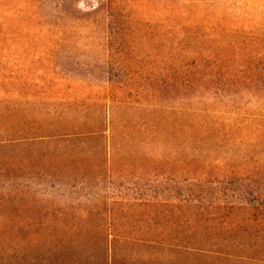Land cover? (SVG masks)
I'll return each instance as SVG.
<instances>
[{"label": "rangeland", "instance_id": "rangeland-1", "mask_svg": "<svg viewBox=\"0 0 264 264\" xmlns=\"http://www.w3.org/2000/svg\"><path fill=\"white\" fill-rule=\"evenodd\" d=\"M124 1L141 29L125 35L126 60L111 82L103 66L71 65L67 55L82 52H65L69 45L36 73L47 50L23 45L26 35L0 48V264H259L264 226L241 208L264 202V160L239 158L220 134L197 144L187 127L200 114L190 104L233 118L254 100L231 90L206 99L165 60L154 63L168 48L167 35L152 39V22L167 14L153 0ZM21 4L0 0V18L11 21L6 10ZM218 7L232 11L226 26L264 31V0ZM44 113L61 125L41 121Z\"/></svg>", "mask_w": 264, "mask_h": 264}, {"label": "trees", "instance_id": "trees-1", "mask_svg": "<svg viewBox=\"0 0 264 264\" xmlns=\"http://www.w3.org/2000/svg\"><path fill=\"white\" fill-rule=\"evenodd\" d=\"M220 5L222 0H153L152 9L160 15H167L152 22V39L160 33L167 35L164 46H160L162 38H157V46L168 48L167 55L158 56L159 60L154 63L165 60L173 68L172 76H182L179 75L182 73L186 86L195 91L197 89L200 96L206 99L211 98L213 93L222 94L231 90V97L246 93L249 100H254L253 110L239 111L233 118L190 104L189 114L199 111L200 114L191 118L187 127L197 144L218 142L220 140L216 137L220 134L228 136L227 140L236 153L240 150L237 153L239 158L264 160V31L242 24L226 26L225 20L233 16L232 11H223L218 7ZM86 6L87 10H80L69 0H24V4L17 9L6 10L11 14V21H8L9 15L0 18V48L7 44L14 46L12 37L15 34L26 35L23 45L47 50L37 58L38 68L33 69L36 73L46 65L56 66L59 63L58 50L69 45L71 47L65 48V52H82L73 57L67 55L71 65L76 68L85 66L86 71L103 66L101 72L106 70L105 77L111 82L115 66H122L126 60L124 48L127 41L124 37L126 34H137L141 22L132 16V2L93 0ZM177 16L184 19L179 21ZM131 45L134 43L131 42ZM4 70L0 69V77L6 72ZM68 71L77 72V69ZM52 73L57 74L54 70ZM44 75L47 76L45 72ZM20 76L23 78L24 74ZM88 77L93 79V72ZM155 87L160 93L162 89L157 84ZM1 88L4 87L1 85ZM38 91L35 89V92ZM219 100L221 105L233 104L231 100ZM233 101L236 103V100ZM42 115L41 121L48 120L53 127L61 125L59 118L62 116L52 119L56 117ZM204 155L211 157V149L207 148ZM255 198L247 203L246 209H241L248 213L249 220L264 226V202L261 203L262 197ZM261 248L264 252V246ZM256 262L264 264V259Z\"/></svg>", "mask_w": 264, "mask_h": 264}]
</instances>
